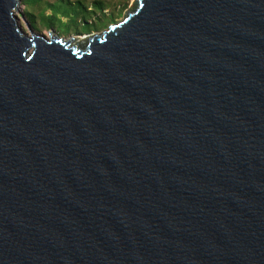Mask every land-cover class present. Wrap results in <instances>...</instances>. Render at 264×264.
I'll return each instance as SVG.
<instances>
[{"label":"water","instance_id":"obj_1","mask_svg":"<svg viewBox=\"0 0 264 264\" xmlns=\"http://www.w3.org/2000/svg\"><path fill=\"white\" fill-rule=\"evenodd\" d=\"M0 0V264H264V0H136L82 42Z\"/></svg>","mask_w":264,"mask_h":264},{"label":"trees","instance_id":"obj_2","mask_svg":"<svg viewBox=\"0 0 264 264\" xmlns=\"http://www.w3.org/2000/svg\"><path fill=\"white\" fill-rule=\"evenodd\" d=\"M42 2L43 0H22L23 15L34 31L39 26L58 31L57 24L66 34L84 35L104 27L114 16L113 13L105 12L107 4L102 0H93L89 6L85 0ZM36 7H40V10L36 11Z\"/></svg>","mask_w":264,"mask_h":264},{"label":"rangeland","instance_id":"obj_3","mask_svg":"<svg viewBox=\"0 0 264 264\" xmlns=\"http://www.w3.org/2000/svg\"><path fill=\"white\" fill-rule=\"evenodd\" d=\"M45 1H53V0H43V2H45ZM92 1L93 0H85V3L87 4V6H89V4H91ZM102 1L107 4V8H106L105 12L108 14L113 13L114 16H113L112 21L107 22V24L104 27L99 28L98 30L91 31L90 33L84 34V35L83 34L77 35L74 33L66 34L56 24L58 31H56L55 29H46V28L39 26V29L36 31L33 30V32H34V34L41 35L46 39L57 36L58 38L62 39L63 41H66V42L72 41L71 44H74V42H82L81 38H83V37L85 38V37H88L91 35L101 34L102 32L106 31L110 26L121 22L123 20V18L127 14H129L132 6L136 2V0H102ZM43 2H42V4H43ZM42 7H43V5H42ZM36 9H37L36 11H38V10H40V7H36ZM23 11H24V6L22 4V0H19V7H18L17 11H15V16H16L18 25L21 27V29L27 35H29L28 28H27L28 23L26 21L25 16L23 15Z\"/></svg>","mask_w":264,"mask_h":264}]
</instances>
